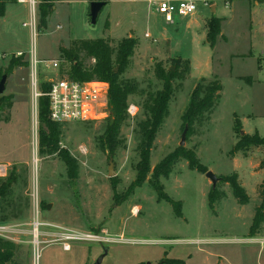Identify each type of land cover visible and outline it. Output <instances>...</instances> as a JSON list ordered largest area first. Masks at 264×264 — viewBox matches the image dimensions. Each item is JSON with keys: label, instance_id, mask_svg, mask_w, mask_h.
<instances>
[{"label": "rangeland", "instance_id": "374dc122", "mask_svg": "<svg viewBox=\"0 0 264 264\" xmlns=\"http://www.w3.org/2000/svg\"><path fill=\"white\" fill-rule=\"evenodd\" d=\"M36 1L35 32L23 25L31 19L29 3H8L0 17V79L9 72L0 96L10 99L0 117V167L5 168L0 169V183L12 181L9 194L0 198V217L8 218L0 221L6 227L0 238L17 245L11 264L34 262V206H39L38 219L46 224L40 227L44 235L37 264H96L102 255L101 264H166L169 259L185 264H264V223L258 231L251 230L262 201L257 188L264 179V167L258 166L264 147H251L246 155L231 152L238 141L237 118L245 133L264 137V87L255 82L259 58L232 57L248 48L244 20L230 28L229 42L217 39L212 47L202 17L210 9L203 1L197 16L180 17L173 24L158 12L157 21L149 18L147 0H109L96 24L90 17L93 0H56L42 24L40 9L46 0ZM215 4L218 9L225 6L224 0ZM129 35L138 44L122 77L136 80L145 91L130 97L137 113L128 112L114 142L105 135L108 119L65 122L59 124L58 150H42L39 121L38 129L34 123L33 58L59 62L54 71L50 63L36 64L38 90L43 91L50 79L65 76L70 68L61 48L100 38L116 46ZM18 53L28 65L12 68ZM185 60H190L187 72ZM83 61L86 66L95 62L87 57ZM158 65L177 74L168 114L153 141L151 171L139 181L138 122L145 118L142 105L148 93L162 87ZM202 79H216L222 90L213 109L188 128L181 145L187 127L182 116ZM183 153L195 156L197 165L180 157ZM63 156L70 158L71 167ZM111 156L114 173L109 175ZM172 156L168 176L153 174L156 165ZM208 171L220 178L216 189ZM235 174L250 197L246 204L234 197L230 179ZM48 204L51 207L46 208ZM53 226L95 232L111 240H74L65 250L62 242L48 243L57 234Z\"/></svg>", "mask_w": 264, "mask_h": 264}, {"label": "trees", "instance_id": "16d2710c", "mask_svg": "<svg viewBox=\"0 0 264 264\" xmlns=\"http://www.w3.org/2000/svg\"><path fill=\"white\" fill-rule=\"evenodd\" d=\"M15 0H0V17L5 15L6 6L8 3ZM50 1V2H48ZM56 0H46L40 9L41 23L46 22L48 9L53 8V2ZM108 4L109 0H102ZM221 19L212 17L207 22V38L208 42L214 47L219 35L221 34L222 24ZM107 28L109 24L107 23ZM138 44L137 38L128 36L120 40L116 46L111 44L110 39L82 40L76 41L70 48H61L65 59L70 63V68L65 76L74 80H92L101 79L110 84V116L108 118V126L105 135L110 142H114L118 136L124 121L128 117V107L130 105V97L133 94H145V91L140 90L136 80H129L122 77L123 72L128 68L130 59L134 54L135 47ZM92 58L95 62L86 66L83 58ZM177 63H182L178 60ZM184 71L187 72L190 66V60H185ZM28 65L22 54L18 58L11 61V66L20 67ZM118 68V70H116ZM177 73L170 69H166L161 65L157 66L156 75L162 82V87L155 92L148 93L142 108L145 113V118L138 122V128L141 132L142 139L139 143L140 160L137 165L138 180L143 181L151 171L150 154L153 141L156 133L162 125L165 117L168 114L169 102L173 95V80ZM9 75V72H8ZM48 90V84L44 85V90ZM222 90V85L216 79H202L193 89L182 119L184 125L189 129L193 124L208 114L214 107L216 97ZM10 105L9 97L0 96V117L6 105ZM38 121H39V141L40 148L48 152H56L58 150V142L60 138V123L53 122L49 118V102L46 96L39 99L38 105ZM235 131L237 132L238 141L232 149V154L243 153L247 154L251 147H264V137L258 132L254 134L245 133L240 119L235 121ZM113 148V146H112ZM180 157L187 158L192 166L196 164L195 156H187L185 153L180 154ZM68 167H71L72 161L67 156H63ZM175 156L168 158L159 165L153 168V174L168 176L171 172L170 165ZM166 167V168H165ZM259 167H264V160L259 164ZM12 181H2L0 183V198L7 196L10 191ZM230 183L233 189L234 197L242 204L249 202V195L245 188L238 180L235 174ZM258 194L261 197V204L256 208V214L253 219L251 230L258 231L261 224L264 223V179L258 186ZM14 206H12L13 208ZM6 216L0 217V221H6ZM17 245L14 242L0 238V264H11L12 259L16 254ZM143 264V263H138ZM166 264H185L181 259H169Z\"/></svg>", "mask_w": 264, "mask_h": 264}, {"label": "built area", "instance_id": "2783aa9c", "mask_svg": "<svg viewBox=\"0 0 264 264\" xmlns=\"http://www.w3.org/2000/svg\"><path fill=\"white\" fill-rule=\"evenodd\" d=\"M199 1L207 2V0H158L156 2V12H158L166 22L174 23L176 18L192 16L197 12ZM19 2L29 3L31 9L30 21L24 22V26L31 27L35 32L37 28L36 18V0H19ZM150 37V34H146ZM21 56V53H18ZM39 62L50 63L48 65L50 71L59 70V62L57 60L38 61L35 57L32 60V78H33V111L35 128L38 129V105L39 99L46 96L49 102V118L53 122H88L102 121L110 116V84L101 79L92 80H74L67 76L57 77L48 81V90H38V80L36 64ZM40 89V88H39ZM138 107L134 104L129 105L128 112L131 115L137 113ZM38 136V130L36 137ZM5 171V168H1ZM36 209V218L33 223L34 234V262L37 264L40 236L44 232L40 231L41 226L46 224L38 219L39 206ZM56 233L50 242H62L65 250L70 249V241L86 240V241H110L111 238L103 237L95 232H80L76 230H68L64 227L53 226ZM6 230V227L0 226V233Z\"/></svg>", "mask_w": 264, "mask_h": 264}, {"label": "crops", "instance_id": "0c3cea01", "mask_svg": "<svg viewBox=\"0 0 264 264\" xmlns=\"http://www.w3.org/2000/svg\"><path fill=\"white\" fill-rule=\"evenodd\" d=\"M157 1L158 0H147V14L148 17L154 19V21H157V14L155 10ZM204 3H207L205 7L210 9L207 15L202 16L205 21L207 33V22L212 17L220 18L222 21V30L218 37V41H224L226 43L229 42L230 37L227 34L230 28L236 23L239 24L241 18L244 20L246 28L244 31L245 34L248 35V48L242 55L233 54L232 57H258L259 65L255 73V82L259 86L264 87V0H224L225 6L221 9H218V6L215 4V0H207V2ZM195 16H197V12L192 15V17ZM179 21V18H176L174 23ZM235 77L238 79L246 78L243 75H236ZM249 78L253 81L251 76ZM247 116L250 118L253 115L248 114ZM241 123L244 128V123L242 121ZM253 239L256 241H262L258 238Z\"/></svg>", "mask_w": 264, "mask_h": 264}, {"label": "water", "instance_id": "95a60500", "mask_svg": "<svg viewBox=\"0 0 264 264\" xmlns=\"http://www.w3.org/2000/svg\"><path fill=\"white\" fill-rule=\"evenodd\" d=\"M105 5H106V2L102 1V0H93L90 3V17H91L92 24L97 23L98 16H99L100 12L102 11V9L104 8ZM7 80H8V73H5L1 76V79H0V94H3L5 89H6ZM187 130H188V127H186L184 132H183L181 145H184V143H185ZM113 165H114V161H113V157L111 156L110 157V166H109V175H112L114 173ZM207 177L212 181V188L216 189L217 182L220 178H218L216 176V174H214L212 171L207 172ZM49 207H51L50 204H48L46 206V208H49ZM104 256L105 255L100 256L99 259L97 260L96 264H101ZM146 264H153V263L147 262ZM157 264H163V263L160 262Z\"/></svg>", "mask_w": 264, "mask_h": 264}, {"label": "bare ground", "instance_id": "6f19581e", "mask_svg": "<svg viewBox=\"0 0 264 264\" xmlns=\"http://www.w3.org/2000/svg\"><path fill=\"white\" fill-rule=\"evenodd\" d=\"M1 169V168H0Z\"/></svg>", "mask_w": 264, "mask_h": 264}]
</instances>
